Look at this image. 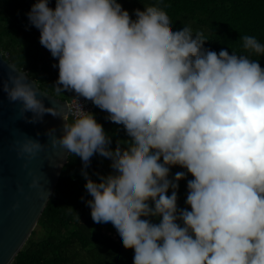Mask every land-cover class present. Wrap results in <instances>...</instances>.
<instances>
[{"label": "clouds", "instance_id": "9594fccd", "mask_svg": "<svg viewBox=\"0 0 264 264\" xmlns=\"http://www.w3.org/2000/svg\"><path fill=\"white\" fill-rule=\"evenodd\" d=\"M145 9L130 15L119 0H55L54 8L35 0L29 24L57 60L56 92L72 93L75 107L46 106L15 65L0 91L27 122L46 113L64 121L60 136L47 130L49 142L80 158L95 228L112 230L133 250V264H264V68L251 59L264 56V43L243 35V53H217L190 25L173 30L163 0ZM80 98L122 130L126 155L112 150ZM45 147L25 135L13 144L25 160ZM93 155L107 158L109 176L91 178ZM177 166L183 171L173 174ZM29 175V187L41 188Z\"/></svg>", "mask_w": 264, "mask_h": 264}, {"label": "trees", "instance_id": "16d2710c", "mask_svg": "<svg viewBox=\"0 0 264 264\" xmlns=\"http://www.w3.org/2000/svg\"><path fill=\"white\" fill-rule=\"evenodd\" d=\"M132 15L134 9L141 11L154 8L160 0H119ZM165 14L173 24V30L190 25L194 31L204 33L205 48L216 51L223 48L244 52L240 36H255L264 43V0H163ZM35 0H0V51L6 60L14 64L45 92L67 101L72 93H57L54 83L58 78L57 60L39 42V30L31 26L27 13ZM55 7V0H49ZM145 6V7H144ZM134 18V16H133ZM259 59L264 68V56ZM96 120L111 137L113 151L118 148L126 155L127 139L114 122L106 119L107 113L95 106ZM82 162L78 156H69L61 177L38 225L12 264H133L134 252L125 249L112 230L95 228L90 208L85 201L87 194L81 175ZM92 179L94 173L109 176L111 169L107 158L93 155L86 169ZM183 171L173 167L174 174ZM189 175L187 179H191ZM186 180L179 182L178 207H185ZM170 194V192H169ZM83 197V199H82ZM71 207L73 211H70ZM79 216L80 222L75 218ZM153 222H158L154 220Z\"/></svg>", "mask_w": 264, "mask_h": 264}, {"label": "water", "instance_id": "95a60500", "mask_svg": "<svg viewBox=\"0 0 264 264\" xmlns=\"http://www.w3.org/2000/svg\"><path fill=\"white\" fill-rule=\"evenodd\" d=\"M11 65L14 64L6 60L0 51V82L7 78L8 72L12 70ZM39 89L46 106L66 110L67 100ZM25 115L31 117L32 113ZM63 123L60 117L47 113L42 121L36 123L19 118V104L10 103L0 91V264H12L23 249L68 162L69 154L58 145L52 146L46 135L48 129L54 128L55 134L60 136ZM24 135L46 144L44 151L31 160L18 157L13 148L14 142L22 140ZM29 172L40 178L41 188L29 187L32 179ZM44 190L50 194L48 201L40 198V192Z\"/></svg>", "mask_w": 264, "mask_h": 264}, {"label": "built area", "instance_id": "2783aa9c", "mask_svg": "<svg viewBox=\"0 0 264 264\" xmlns=\"http://www.w3.org/2000/svg\"><path fill=\"white\" fill-rule=\"evenodd\" d=\"M80 102L83 105L84 109L90 112H94L95 106L90 101H85L84 98H80ZM76 101L74 98L71 101H68L69 108H74ZM71 120V117H70Z\"/></svg>", "mask_w": 264, "mask_h": 264}]
</instances>
